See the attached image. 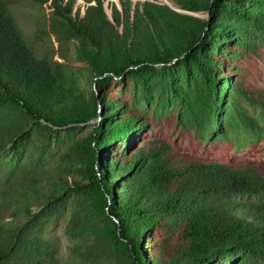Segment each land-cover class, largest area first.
I'll list each match as a JSON object with an SVG mask.
<instances>
[{"label": "trees", "instance_id": "1", "mask_svg": "<svg viewBox=\"0 0 264 264\" xmlns=\"http://www.w3.org/2000/svg\"><path fill=\"white\" fill-rule=\"evenodd\" d=\"M10 1L0 0V152H11L0 264H264V171L244 154L264 136V89L247 81L264 0H170L205 17L154 0H28L40 15L33 37L51 38V54ZM72 47L89 97L67 65ZM157 75L198 135L216 131L218 150L146 136V110L109 89ZM60 220L66 255L47 233Z\"/></svg>", "mask_w": 264, "mask_h": 264}, {"label": "rangeland", "instance_id": "2", "mask_svg": "<svg viewBox=\"0 0 264 264\" xmlns=\"http://www.w3.org/2000/svg\"><path fill=\"white\" fill-rule=\"evenodd\" d=\"M159 3L167 4L174 10L181 13H188L195 16L205 17L204 13L188 12L178 9L170 0H154ZM10 9L16 16L20 26L26 35L32 39L37 48L46 54H51L56 48L54 41L51 38H46L44 42H40L33 37L34 26L37 19H40L39 12L34 8V5L28 0H11ZM69 68L76 72L77 80H79L80 89L90 96V91L93 87V79L85 72L78 64L75 58L73 47L68 55ZM179 76L174 75V80L177 81ZM247 81L253 87L264 89V40L261 41L260 55L252 60V71L247 75ZM178 87V86H177ZM109 89L112 91H123L133 101L139 104L146 110L151 120V127L145 132L146 136H158L169 139L173 144L183 151L211 155L218 150L219 142L213 137L216 131L206 136L198 135L195 130L189 125L190 113L179 103L174 100L175 90L170 83H167L161 75H157L151 79L148 84L141 83L138 79L124 78L113 81ZM173 98V100H172ZM248 111L257 112V108L243 102ZM213 139V140H212ZM249 148V147H248ZM250 161L264 171V136L257 143L253 142L250 145L249 151H244ZM11 155L10 151L0 152V171L6 167V162ZM37 160L36 162H38ZM48 162V160H47ZM53 163V162H52ZM1 175V174H0ZM239 198V197H238ZM35 207H33V210ZM7 220H11L10 217ZM47 233L55 236L62 245L64 255L68 252L70 238L65 229L64 221L51 223L47 228ZM88 264H113L112 261L105 258L99 259L94 263Z\"/></svg>", "mask_w": 264, "mask_h": 264}]
</instances>
